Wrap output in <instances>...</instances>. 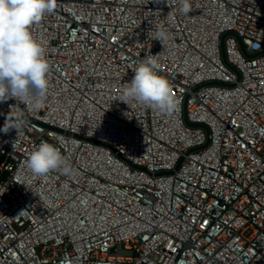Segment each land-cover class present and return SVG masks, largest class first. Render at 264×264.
<instances>
[{"label": "built area", "instance_id": "2783aa9c", "mask_svg": "<svg viewBox=\"0 0 264 264\" xmlns=\"http://www.w3.org/2000/svg\"><path fill=\"white\" fill-rule=\"evenodd\" d=\"M192 3L57 0L32 26L50 84L0 103L26 120L0 133V264H264V0ZM229 31L254 56L229 35L225 63ZM152 55L170 114L119 100ZM42 141L67 173L30 172Z\"/></svg>", "mask_w": 264, "mask_h": 264}, {"label": "clouds", "instance_id": "9594fccd", "mask_svg": "<svg viewBox=\"0 0 264 264\" xmlns=\"http://www.w3.org/2000/svg\"><path fill=\"white\" fill-rule=\"evenodd\" d=\"M180 12H192V0H180ZM57 8V0H0V103L10 99L24 104L28 111L40 108L50 84V61L46 46L32 31V26ZM153 39L163 45L168 39L166 32L157 31ZM131 81L122 89L120 101H136L144 106L170 114L180 100L173 94L172 85L161 74L156 55L146 56L133 69ZM26 123L24 113L7 116L0 133L12 129L20 131ZM66 156L61 149L42 141L31 152L27 167L35 176L51 171L67 173Z\"/></svg>", "mask_w": 264, "mask_h": 264}, {"label": "water", "instance_id": "95a60500", "mask_svg": "<svg viewBox=\"0 0 264 264\" xmlns=\"http://www.w3.org/2000/svg\"><path fill=\"white\" fill-rule=\"evenodd\" d=\"M229 35H233V36L237 37V35H236L234 32L229 31V32L224 33L223 36H222V38H221V42H220V44H221L222 55H223V59H224L225 63H227V60H226V56H225V44H224V42H225L226 37L229 36ZM237 39H238V41H239V44H240V47H241L242 51H243L247 56H249V57L254 56V55H249V54H247V52L245 51V47H244V45L242 44L241 40H240L238 37H237ZM227 64H228V63H227ZM228 65H229V64H228ZM229 66H230V65H229ZM232 68H233V67H232ZM233 69H234V68H233ZM237 73H238V72H237ZM214 83H217V82H214ZM192 125L198 126V124H192ZM161 173H168V172L163 171V172H160V174H161Z\"/></svg>", "mask_w": 264, "mask_h": 264}]
</instances>
